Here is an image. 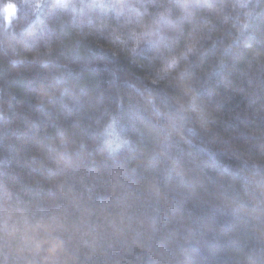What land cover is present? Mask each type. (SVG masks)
Segmentation results:
<instances>
[{"label":"trees","instance_id":"1","mask_svg":"<svg viewBox=\"0 0 264 264\" xmlns=\"http://www.w3.org/2000/svg\"><path fill=\"white\" fill-rule=\"evenodd\" d=\"M0 264H264V0H0Z\"/></svg>","mask_w":264,"mask_h":264},{"label":"snow or ice","instance_id":"2","mask_svg":"<svg viewBox=\"0 0 264 264\" xmlns=\"http://www.w3.org/2000/svg\"><path fill=\"white\" fill-rule=\"evenodd\" d=\"M172 66L174 67V65H172ZM107 134L111 135V126L107 130ZM108 146H109V148H112L113 146L118 148L120 146V144H119V142H116V141H108Z\"/></svg>","mask_w":264,"mask_h":264}]
</instances>
